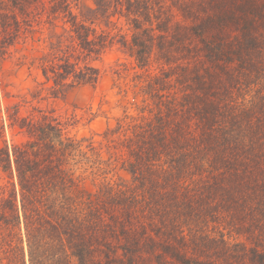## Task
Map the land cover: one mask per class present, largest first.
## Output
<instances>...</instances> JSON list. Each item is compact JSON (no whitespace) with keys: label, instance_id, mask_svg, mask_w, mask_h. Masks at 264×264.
<instances>
[{"label":"trees","instance_id":"16d2710c","mask_svg":"<svg viewBox=\"0 0 264 264\" xmlns=\"http://www.w3.org/2000/svg\"><path fill=\"white\" fill-rule=\"evenodd\" d=\"M91 2L0 0V50L44 35L25 139L0 122V264H264V0ZM115 44L131 99L70 135L40 104Z\"/></svg>","mask_w":264,"mask_h":264},{"label":"rangeland","instance_id":"374dc122","mask_svg":"<svg viewBox=\"0 0 264 264\" xmlns=\"http://www.w3.org/2000/svg\"><path fill=\"white\" fill-rule=\"evenodd\" d=\"M82 2L86 5L92 4L91 0ZM41 36L44 37L41 32H36L34 40L28 37L25 42L21 39L11 44L6 53L3 49L0 50V122H4L3 135L8 143L25 139L17 127L7 126L6 109L11 108L20 96L25 95L30 99L29 91L37 82L42 81L40 70L36 65H31L36 49L44 45L43 40L37 39ZM91 64L100 70L101 76L96 84L78 85L62 97L48 98L39 103L67 123L66 130L70 135L78 137L100 133L108 123L113 125L114 118L121 115L120 104L126 101L122 95H127L129 99L132 96L130 76L134 71L131 69L133 62L117 44L107 49L98 59L91 61ZM126 88L129 89L127 94L122 90ZM25 108L20 107L21 116L26 115ZM9 112L13 110L10 109ZM3 183L0 170V188Z\"/></svg>","mask_w":264,"mask_h":264}]
</instances>
